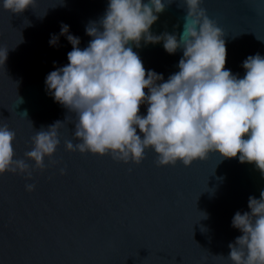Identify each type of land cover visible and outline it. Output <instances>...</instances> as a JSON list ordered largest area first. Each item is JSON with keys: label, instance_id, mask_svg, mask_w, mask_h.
Returning a JSON list of instances; mask_svg holds the SVG:
<instances>
[{"label": "water", "instance_id": "obj_1", "mask_svg": "<svg viewBox=\"0 0 264 264\" xmlns=\"http://www.w3.org/2000/svg\"><path fill=\"white\" fill-rule=\"evenodd\" d=\"M108 3L37 0L20 15L0 7V48L9 49L0 64V125L7 123L16 133L14 159L34 166L24 154L32 150L36 131L65 121L51 157L55 164L45 157V170L33 171L32 179L0 174V264H232L228 245L243 234L232 227L233 216L250 212L249 196L259 199L264 190V175L255 164L217 152L188 167L181 161L158 166L152 149L135 164L65 148L66 140L79 142L78 118L55 102L45 80L69 63L72 45L60 36L51 47L50 36L67 24L86 48L92 39L86 26L104 16ZM178 4L173 0L158 14L150 29L154 35L183 31L186 8ZM201 6L225 33V68L243 78V61L264 56V0H203ZM132 47L145 69L165 81L179 71L182 50L169 54L163 42L143 40ZM147 107L141 105V115ZM26 184H35V190L28 192Z\"/></svg>", "mask_w": 264, "mask_h": 264}, {"label": "clouds", "instance_id": "obj_2", "mask_svg": "<svg viewBox=\"0 0 264 264\" xmlns=\"http://www.w3.org/2000/svg\"><path fill=\"white\" fill-rule=\"evenodd\" d=\"M36 2L3 0L0 7L20 15L35 8ZM171 3L109 0L104 16L86 26L92 39L84 49L67 24L61 23L59 35L50 36L51 47L58 46L60 36L72 45L69 63L51 71L45 80L55 102L78 118L74 139L79 142L66 140V150L110 154L114 160L139 164L145 150L152 149L158 166L181 161L186 167L218 152L223 158L238 156L241 163L255 164L264 175V56L257 53L243 61V78L226 69L225 33L209 18L203 0H179L186 15L178 36L154 35L152 25ZM142 40L163 42L169 54L182 50L179 71L165 81L162 74L146 70L132 47L139 48ZM8 51L0 48V64H5ZM141 105L148 106L146 115L140 114ZM64 126L65 121L58 120L36 131L32 150L24 154L34 161L30 166L25 159H14L16 133L7 123L0 125V174L32 179L33 171L45 170V157L55 164L51 157ZM35 187L25 185L28 192ZM248 208L250 212L237 211L232 219V227L243 233L228 245L232 264H264V190L259 199L249 196Z\"/></svg>", "mask_w": 264, "mask_h": 264}]
</instances>
